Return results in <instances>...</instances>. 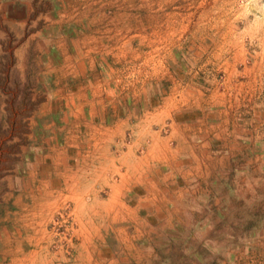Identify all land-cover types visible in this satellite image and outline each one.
<instances>
[{
    "label": "rangeland",
    "instance_id": "rangeland-1",
    "mask_svg": "<svg viewBox=\"0 0 264 264\" xmlns=\"http://www.w3.org/2000/svg\"><path fill=\"white\" fill-rule=\"evenodd\" d=\"M49 5L0 0V264H264V0H115L74 45L79 63L41 40ZM91 98L128 118L115 157L132 141L173 149V123L206 135V190L147 215L130 199L107 214L106 187L73 192L91 149L74 107Z\"/></svg>",
    "mask_w": 264,
    "mask_h": 264
},
{
    "label": "crops",
    "instance_id": "crops-1",
    "mask_svg": "<svg viewBox=\"0 0 264 264\" xmlns=\"http://www.w3.org/2000/svg\"><path fill=\"white\" fill-rule=\"evenodd\" d=\"M40 1L50 4L49 8L46 7L45 14H51L54 21L41 26L38 34L41 40L46 38V42H48V38L53 39L52 36H54L52 42L57 43L53 44L54 52L57 53L56 56H59L58 61L64 63L74 57V45L91 36L92 32L96 30L97 20L103 16L102 5L111 8L115 0H97L96 2L90 0ZM25 9H31V6L27 8L25 3ZM10 13L16 14L13 9ZM14 17H12L13 20ZM69 19L73 22V30L67 32L64 23ZM142 19L144 20V18ZM147 20L150 21V18ZM77 24L81 28L90 27L91 30L83 35L81 33L77 35L78 40L75 39L77 42L67 43L66 39L76 30ZM74 58L73 61L79 63V59ZM87 61L91 65L94 63L92 58ZM48 63L49 61L46 62V67H48ZM90 64L87 68L91 70V77L95 78ZM92 95L96 94L92 93ZM95 103L97 101L93 102V98H91V100L77 103L75 109L73 108L75 111L87 110L86 117L79 116L74 120L81 118L78 122L89 128L87 139L88 142L91 140L90 147L92 149H89L91 151L86 150L87 154L79 155V164L82 166L71 171L70 184L73 186L71 189L73 192L77 190V194H82V191L95 193L106 187L109 192L100 206L107 207L105 208L107 214L112 211L116 213L118 207L126 209L125 201L130 199L135 201L131 202L132 205L139 210H144V214L147 215L154 209H164L168 202L171 206L170 214H174V206L181 204L185 196L195 198L199 192L203 193L206 190V180L217 168L216 157L210 153L206 135L194 134L193 130L190 132L189 127H181L184 124L178 126L173 123L167 136L174 141L173 149L162 144L163 142L160 140L154 145L151 143L145 154H139L137 152L139 143L132 141V143L123 145V149L118 152L119 156L115 157L107 148L109 143L117 138L116 136H121L128 118L117 117L113 108H111L113 116L109 118L104 115L102 106H97ZM157 109L158 107L155 110ZM191 133L192 136H190ZM116 140H121V137ZM177 156L180 157V161L175 164L174 160L177 159ZM159 160L164 161L160 163ZM153 162L160 164L154 167ZM85 165H87L88 173L83 170ZM45 173L41 171L39 174L41 176ZM87 180H89L88 183H83ZM39 182L40 186L47 187V180L40 177ZM172 193H175L176 196Z\"/></svg>",
    "mask_w": 264,
    "mask_h": 264
},
{
    "label": "bare ground",
    "instance_id": "bare-ground-1",
    "mask_svg": "<svg viewBox=\"0 0 264 264\" xmlns=\"http://www.w3.org/2000/svg\"><path fill=\"white\" fill-rule=\"evenodd\" d=\"M229 41H230V40H229ZM229 41H228V42H229ZM225 43H227V42L225 41Z\"/></svg>",
    "mask_w": 264,
    "mask_h": 264
}]
</instances>
